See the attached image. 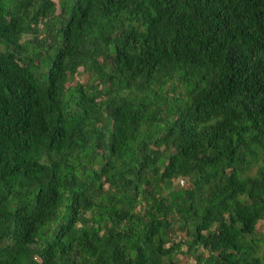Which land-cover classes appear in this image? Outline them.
I'll return each mask as SVG.
<instances>
[{
	"label": "trees",
	"instance_id": "trees-1",
	"mask_svg": "<svg viewBox=\"0 0 264 264\" xmlns=\"http://www.w3.org/2000/svg\"><path fill=\"white\" fill-rule=\"evenodd\" d=\"M181 258L264 264V0H0V264Z\"/></svg>",
	"mask_w": 264,
	"mask_h": 264
},
{
	"label": "rangeland",
	"instance_id": "rangeland-1",
	"mask_svg": "<svg viewBox=\"0 0 264 264\" xmlns=\"http://www.w3.org/2000/svg\"><path fill=\"white\" fill-rule=\"evenodd\" d=\"M52 1L54 2L55 6L57 7L58 0H52ZM25 37H27V35ZM74 78H75V80H78L80 82H84L86 80V74L84 72H82L81 69L79 68L78 72L75 74ZM262 228H263V224H262V222H259V224L257 225V229L259 231H261ZM180 263L186 264V263H191V261H187L184 258H181Z\"/></svg>",
	"mask_w": 264,
	"mask_h": 264
}]
</instances>
